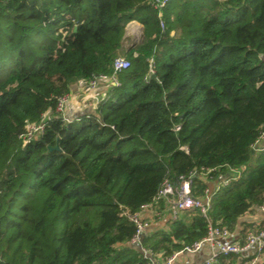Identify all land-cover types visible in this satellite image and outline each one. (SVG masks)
Returning <instances> with one entry per match:
<instances>
[{
	"label": "trees",
	"instance_id": "trees-1",
	"mask_svg": "<svg viewBox=\"0 0 264 264\" xmlns=\"http://www.w3.org/2000/svg\"><path fill=\"white\" fill-rule=\"evenodd\" d=\"M162 18L163 29L145 0H0V264H143L122 206L137 210L164 179L200 167L214 177L244 167L212 193V224L233 231L264 202V145L253 150L264 0H169ZM132 20L145 35L124 49ZM120 55L130 66L119 84L92 113L62 118L59 97L111 74ZM41 120L23 143L25 124ZM206 187L194 178L195 195ZM206 232V217L185 210L142 243L169 255Z\"/></svg>",
	"mask_w": 264,
	"mask_h": 264
},
{
	"label": "built area",
	"instance_id": "built-area-1",
	"mask_svg": "<svg viewBox=\"0 0 264 264\" xmlns=\"http://www.w3.org/2000/svg\"><path fill=\"white\" fill-rule=\"evenodd\" d=\"M146 4L154 8L157 12L159 19V25L164 28V20L162 18V11L168 4L169 0H145ZM151 66L153 65V58H149ZM130 66L129 59L123 56H117L112 62V73L98 74L92 77L86 82V88L89 91L97 89L99 83H110L112 85H118L117 74ZM150 74H153L154 70L149 69ZM67 97L66 95L59 97L56 111L64 118V110L66 107ZM264 127V123H263ZM44 129L43 120L39 122H27L25 124V131L18 135V138L26 143L32 140L37 134H41ZM179 125L174 127V130H178ZM264 140V128L260 130L253 150L259 148L261 141ZM244 167L230 168V173L226 175H219L214 177L215 167H200L199 169H192L186 175H179L175 182H171L169 179H164L156 191L155 195L149 202L143 203L137 210H131L128 207L122 206L121 214L126 217L135 228V232L130 239V244L135 247L145 259L147 264H174L178 256L185 253H195L199 251L203 245H208L210 248V254L204 260L197 264H214L221 256L240 255L247 252L252 247L256 248V253L260 255L264 251V227L257 230L248 231L243 241H232L229 237L232 231L226 226H220L212 224L207 213L210 207V198L214 191H217L221 186L228 184L232 179H236ZM196 176H199L205 181L207 187L204 190L202 196H197L193 192V181ZM215 188L209 187V183L213 180H217ZM163 202L169 211L170 221H175L180 217V213L185 210L197 209L207 219V232L206 234L189 244H185L179 250L173 251L169 255H165L163 251H153L148 247H145L142 243L145 231L149 227L148 213L154 209V207ZM260 210L264 211V202L258 206ZM155 215L160 216L159 211H155ZM257 257L254 256L251 260L242 264H256Z\"/></svg>",
	"mask_w": 264,
	"mask_h": 264
},
{
	"label": "crops",
	"instance_id": "crops-1",
	"mask_svg": "<svg viewBox=\"0 0 264 264\" xmlns=\"http://www.w3.org/2000/svg\"><path fill=\"white\" fill-rule=\"evenodd\" d=\"M131 22L138 23V21L135 20H132ZM134 28V30H136L137 27ZM108 85V83H101L96 89L97 92L94 90V94H92L91 92H86V90L88 89L86 88L85 81H79L76 84L72 85L69 93L66 94L67 102L64 110V119L72 120L80 115L92 113L97 103L101 99H103L105 94L107 93L109 88ZM260 149L261 145L259 148L255 149V151H259ZM217 181L218 179L210 182L209 187L214 189ZM155 211H159L160 216L155 215ZM147 216L150 224L145 231V236L165 229L168 223L171 222L169 219L168 208L163 202L157 204L154 209L148 213ZM263 227L264 211L260 210L258 206H255L249 212L245 213L242 217L239 218L237 227L232 231L229 239L232 241H243L248 231L257 230ZM209 254V246L203 245L202 248L195 253H185L178 256L174 264H197L208 257ZM254 256L257 257L256 264H264V251L260 255H258L256 253L255 247H252L247 252L240 255H234V259L229 264H242L251 260Z\"/></svg>",
	"mask_w": 264,
	"mask_h": 264
},
{
	"label": "rangeland",
	"instance_id": "rangeland-1",
	"mask_svg": "<svg viewBox=\"0 0 264 264\" xmlns=\"http://www.w3.org/2000/svg\"><path fill=\"white\" fill-rule=\"evenodd\" d=\"M134 27H137L136 30H134L135 29ZM66 30H69V28L66 26H63L58 30V33L62 35V40H64V36L66 35V32H65ZM144 35H145L144 26L141 23L139 22L135 23L131 21L128 22L125 26V34H124L125 40L123 43L124 49H127L128 47H130L133 43H138L140 40L143 39ZM120 56L124 57V55H120ZM100 84L101 82L99 83V85ZM110 84H112V82H110ZM86 92H91L92 94L95 93L94 90L93 91L86 90Z\"/></svg>",
	"mask_w": 264,
	"mask_h": 264
},
{
	"label": "water",
	"instance_id": "water-1",
	"mask_svg": "<svg viewBox=\"0 0 264 264\" xmlns=\"http://www.w3.org/2000/svg\"><path fill=\"white\" fill-rule=\"evenodd\" d=\"M74 30H75V28H74ZM151 77H154V74H151ZM261 146L262 145H264V140L263 141H261V144H260ZM260 147V146H259ZM50 148V147H49ZM51 149V148H50ZM54 149H58L59 150V146L58 145H55V147H54Z\"/></svg>",
	"mask_w": 264,
	"mask_h": 264
}]
</instances>
